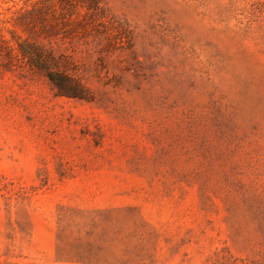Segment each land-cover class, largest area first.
I'll return each instance as SVG.
<instances>
[{"label": "rangeland", "instance_id": "1", "mask_svg": "<svg viewBox=\"0 0 264 264\" xmlns=\"http://www.w3.org/2000/svg\"><path fill=\"white\" fill-rule=\"evenodd\" d=\"M88 4L0 0V264H264V0Z\"/></svg>", "mask_w": 264, "mask_h": 264}, {"label": "trees", "instance_id": "2", "mask_svg": "<svg viewBox=\"0 0 264 264\" xmlns=\"http://www.w3.org/2000/svg\"><path fill=\"white\" fill-rule=\"evenodd\" d=\"M60 3L64 0H58ZM95 0H89L88 7H92ZM95 5V4H94ZM31 64L44 70V76L48 79L50 84L56 89L59 95H66L70 97L80 96V87L76 84H72L70 80L62 77L57 71L48 69L46 61L39 62L36 59L30 58Z\"/></svg>", "mask_w": 264, "mask_h": 264}]
</instances>
